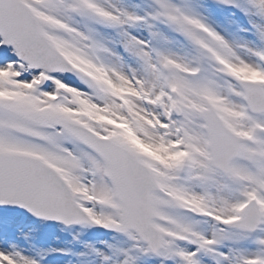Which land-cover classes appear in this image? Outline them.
<instances>
[{
    "label": "snow or ice",
    "instance_id": "6c2138e0",
    "mask_svg": "<svg viewBox=\"0 0 264 264\" xmlns=\"http://www.w3.org/2000/svg\"><path fill=\"white\" fill-rule=\"evenodd\" d=\"M54 262L264 264V0H0V264Z\"/></svg>",
    "mask_w": 264,
    "mask_h": 264
},
{
    "label": "rangeland",
    "instance_id": "374dc122",
    "mask_svg": "<svg viewBox=\"0 0 264 264\" xmlns=\"http://www.w3.org/2000/svg\"><path fill=\"white\" fill-rule=\"evenodd\" d=\"M41 228V231L46 234L47 237V243L52 244L53 246H60L62 245L66 240L69 239V237L61 235L59 232V228L54 224H42L38 225ZM97 230H92V232H96ZM102 232V230H100ZM59 236L60 239H57L56 237ZM91 238V237H90ZM55 264V262H54Z\"/></svg>",
    "mask_w": 264,
    "mask_h": 264
}]
</instances>
